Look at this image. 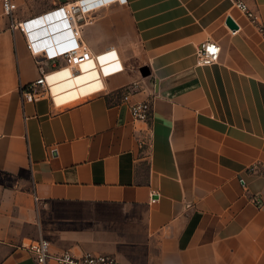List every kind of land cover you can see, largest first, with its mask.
Masks as SVG:
<instances>
[{
    "label": "crops",
    "instance_id": "1",
    "mask_svg": "<svg viewBox=\"0 0 264 264\" xmlns=\"http://www.w3.org/2000/svg\"><path fill=\"white\" fill-rule=\"evenodd\" d=\"M245 1L264 26V0ZM101 3L78 22L93 58L76 77L64 62L46 63L51 92L30 102L21 88L39 66L0 15V264H36L24 245L39 238L53 252L107 253L121 264H264L257 23L229 0L84 2ZM58 4L25 10L50 26L55 16L44 13ZM206 40L221 54L201 66ZM145 101L152 119H134L130 104Z\"/></svg>",
    "mask_w": 264,
    "mask_h": 264
},
{
    "label": "built area",
    "instance_id": "2",
    "mask_svg": "<svg viewBox=\"0 0 264 264\" xmlns=\"http://www.w3.org/2000/svg\"><path fill=\"white\" fill-rule=\"evenodd\" d=\"M120 1L125 2L126 0ZM229 1L251 22L257 23L259 31L264 36V26L259 24L258 14L250 8L247 2L245 0ZM103 4L105 3H101V5ZM95 8L97 7L85 11L83 5H80L78 1L60 3L50 8L45 11L44 16L54 14L53 23L64 21L66 26L58 32L42 35L39 30L43 26L39 25L40 23L38 24L37 21L43 17V12L30 16H19L17 14L19 4L16 0H2V13L9 19L10 28L14 31L19 30L24 35L27 46L35 56L40 70V75L36 80L21 88L23 101H36L49 96L51 91L45 69L46 63H53V66L56 67L59 62H64L71 68V74L77 75L79 67L93 58L91 49L81 39L78 22L84 20L85 14ZM56 34H60L58 38L54 37ZM220 54V44L214 40H206L197 50V64L201 66L215 64L219 61ZM138 87L139 83L133 82L121 88L123 100L129 101ZM130 112L134 119L148 121L153 116V105L151 101L131 103ZM140 143L143 145L145 142L141 141ZM242 184L245 186L244 180H242ZM36 203L38 208L44 206L43 201L37 196ZM24 246L29 250L36 264H121L114 255L107 253L82 252L77 254L71 249L53 252L51 242L46 238H39Z\"/></svg>",
    "mask_w": 264,
    "mask_h": 264
},
{
    "label": "water",
    "instance_id": "3",
    "mask_svg": "<svg viewBox=\"0 0 264 264\" xmlns=\"http://www.w3.org/2000/svg\"><path fill=\"white\" fill-rule=\"evenodd\" d=\"M40 24H41V22H40ZM42 24H43L42 25L43 27H41V29L39 30L40 34H42V35L49 34L51 32L50 29H52L54 31L52 33H55V32H58L59 30H61L62 28H64L66 26V22H64V21L60 22V23L51 24L50 26H45V23H42ZM227 24L229 25V27L231 29H238L237 23L234 21V19L231 16H228ZM48 30H50V31H48ZM59 35L60 34H56L54 37L58 38ZM140 70H141L143 75H148L150 73L147 66H142Z\"/></svg>",
    "mask_w": 264,
    "mask_h": 264
},
{
    "label": "rangeland",
    "instance_id": "4",
    "mask_svg": "<svg viewBox=\"0 0 264 264\" xmlns=\"http://www.w3.org/2000/svg\"><path fill=\"white\" fill-rule=\"evenodd\" d=\"M37 1L39 0H17V2L19 3L20 7H19V11L17 12V14L20 15H30L27 10H25V6L26 4H35ZM80 1V0H78ZM66 2V0H60V3H64ZM0 15L3 17H6L5 15H3L2 13V0H0Z\"/></svg>",
    "mask_w": 264,
    "mask_h": 264
},
{
    "label": "bare ground",
    "instance_id": "5",
    "mask_svg": "<svg viewBox=\"0 0 264 264\" xmlns=\"http://www.w3.org/2000/svg\"><path fill=\"white\" fill-rule=\"evenodd\" d=\"M86 1H88V0L78 1V3H79L80 5H83V8H85V11L88 10V9H92V8H94V7H98V6H99V5H96V6H94V7H89L90 4H87V5L84 4V2H86ZM111 1H114V0H111ZM95 2H97V1H95ZM95 2H94V3H95ZM100 5H101V4H100ZM104 5H105V4H104ZM47 15H52V14H47ZM37 23H38V22H37ZM51 24H54V23H53V20H52ZM51 24H50V25H51ZM39 25H41V24H39ZM45 25H46V24H45ZM46 26H47V25H46ZM50 30L53 31L52 29H50ZM50 30H48V31H50ZM55 42H56V41H55ZM91 59H92V58H91ZM91 59H90V60H91ZM90 60H89V61H90ZM89 61H87V62H89ZM72 76H73V77H76L77 75H72Z\"/></svg>",
    "mask_w": 264,
    "mask_h": 264
}]
</instances>
